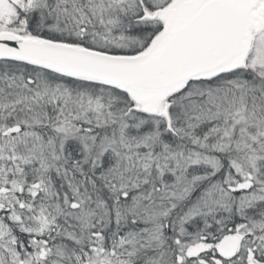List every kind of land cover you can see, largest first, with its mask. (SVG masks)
<instances>
[{
	"label": "snow or ice",
	"instance_id": "obj_1",
	"mask_svg": "<svg viewBox=\"0 0 264 264\" xmlns=\"http://www.w3.org/2000/svg\"><path fill=\"white\" fill-rule=\"evenodd\" d=\"M0 264H264V0H0Z\"/></svg>",
	"mask_w": 264,
	"mask_h": 264
}]
</instances>
